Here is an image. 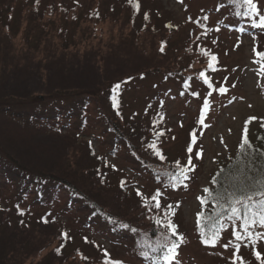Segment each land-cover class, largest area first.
Instances as JSON below:
<instances>
[{"label":"trees","instance_id":"obj_1","mask_svg":"<svg viewBox=\"0 0 264 264\" xmlns=\"http://www.w3.org/2000/svg\"><path fill=\"white\" fill-rule=\"evenodd\" d=\"M9 1L18 2L19 8L7 6V0L0 4V264H166L167 246L178 242L173 264L186 245V232L175 217L176 194L193 176L189 171L188 179L173 188L168 174L177 172V161L185 165L189 157L167 156L174 133L158 95L148 98L141 115L128 113L126 97L141 88L147 76L161 72L166 83L174 79L183 88L174 99L186 96L193 78L210 89L200 73L213 71H196L195 65L209 64L214 55L217 69L219 54L204 50L207 44L199 36L189 40L180 55H163L170 61L166 70L154 66L111 78L105 75L111 66L104 57L81 55L69 30L82 22H99V10L81 18L72 8L57 7L55 0ZM126 2L121 8L129 13L130 32L139 39L150 29V17L142 12V4L137 9L133 0ZM224 2L235 15L245 11ZM254 3L262 15L260 4ZM236 17L241 29L259 30L249 18ZM117 84L120 88L114 92ZM258 125L247 135L251 148L242 153L239 146L215 172L209 189L227 197L264 177V118ZM118 161L128 168H120ZM157 192L159 209L151 199ZM168 205L174 214L167 220L176 226L177 236L155 223L165 220ZM204 207L207 219L197 223L200 240L202 230L210 235L223 225L221 238L238 228L239 222L229 220L212 202ZM96 240L129 246L131 259L122 262ZM92 248L96 252L90 253Z\"/></svg>","mask_w":264,"mask_h":264},{"label":"rangeland","instance_id":"obj_2","mask_svg":"<svg viewBox=\"0 0 264 264\" xmlns=\"http://www.w3.org/2000/svg\"><path fill=\"white\" fill-rule=\"evenodd\" d=\"M2 1L5 0H0V4ZM7 1V6L19 8L18 2ZM126 1L55 0L57 7L72 8L81 18L87 12L92 17L94 11L99 10L102 16L99 22L94 20L95 24L89 18L91 21L69 30L76 38L81 55L104 57L106 65L111 66L105 75L115 78L121 71L132 74L154 66L166 70L170 61L163 55H180L186 43L199 36L207 44L203 49L215 50L221 60L215 71L207 73L214 91L201 85V79L193 78L186 96L174 99L173 94L179 96L178 91L182 92L183 88L174 79L166 83L165 73L161 72L154 77L147 76L139 84L141 88L134 89L126 97L128 113L141 115L148 98L158 95V100L165 103L166 117L174 133V140L167 145V156L171 160L192 156L193 178L189 186L177 192L175 200V217L186 232V245L173 264H233L237 243L241 245L238 255L245 264H260L254 252L259 251L264 256V241L255 246L247 240L238 242L233 232L227 230L215 247L206 246L197 233V223L198 214L205 210L198 197L205 195L203 190L211 185L215 172L236 153L244 129L247 128V135L253 134L264 118V71L259 63L253 62L257 59L253 50L264 51V29L242 30L236 15L223 0H133L136 5L142 4V12L147 11L150 17V29L136 39L130 32L129 13L121 8ZM255 1L264 15V0ZM203 23L204 27L201 26ZM52 41L54 44L55 40ZM195 69H208V64L195 65ZM221 88L225 90L223 94L219 91ZM205 102L209 106L207 109ZM203 110L206 111L204 115ZM193 134L196 144L193 153L189 154L187 148L192 144ZM200 150L202 155L197 158L196 153ZM118 164L120 168H128L123 161ZM252 231L264 232V228ZM97 242L106 244L107 251L124 263L132 257L129 246L115 247L101 240ZM92 249L90 253L96 252ZM236 264H241L240 260Z\"/></svg>","mask_w":264,"mask_h":264},{"label":"snow or ice","instance_id":"obj_3","mask_svg":"<svg viewBox=\"0 0 264 264\" xmlns=\"http://www.w3.org/2000/svg\"><path fill=\"white\" fill-rule=\"evenodd\" d=\"M131 3L132 0H129ZM230 4L235 5L237 8H245V11L243 13L237 12L236 15H243L246 18H249L251 20V26L253 28H260L264 29V15H260L257 11L256 4L254 3V0H229ZM136 8H139V5H136ZM256 16H259V19H255ZM145 19H147V15H145ZM206 19V18H205ZM243 30V29H242ZM257 59L254 60V63H259L261 65V70L264 71V51H258L256 49L253 50ZM204 55H210L207 52L203 53ZM216 57L214 55L210 56L208 68L212 71H215L213 62L216 61ZM200 77L204 79V83L208 84V86L211 88V82L210 78L206 76L204 72L200 73ZM120 88V85L117 84L114 87V92L117 91ZM221 94L224 93V89H219ZM117 104L114 101V107H116ZM204 107L207 109L209 106L207 102H205ZM255 119V118H251ZM251 119L249 122H251ZM203 123V121H201ZM244 137L242 139V143L240 145V150L242 153L246 151L247 148H251V143L247 138V128L244 129ZM196 144V135L193 134L192 138V144H190L187 148V151L189 154L193 153V145ZM150 147H154V145H150ZM157 156H160V158L163 160L164 157L160 154V152H156ZM202 155V150L198 151L196 153L197 158H200ZM194 166L192 165V156L189 155L188 161L185 165H180V162L177 161V172L176 173H169V178L173 181L172 187L176 188L178 187L183 180H187L188 176L187 173L191 170H193ZM223 172V170H221ZM251 179V178H250ZM218 181L216 179L213 180V184H216ZM123 186V183H122ZM186 187V185H185ZM205 196L198 197L200 200V203L202 206L207 205L209 202H212L213 206H218L223 212L228 213V219L234 220L239 222L238 228H234L232 235L234 236L235 240L238 242H243L245 240L249 241L253 246L257 244L260 241H264V232H258L254 233L252 229L259 227L264 228V177H261L260 179H254L253 183L250 187H240L236 191L230 192L227 197H225L222 193L214 192L212 189L205 188L204 190ZM137 195H142V193L137 191ZM160 192L155 193L151 199L155 201L154 207L159 209L160 208V201L159 196ZM226 199V204L221 203L222 200ZM148 205H146L147 207ZM173 206L168 205L167 210L165 212V220L156 219L155 223L157 226L164 227L168 230V232L172 236H177L176 233V226L171 223L170 220H167L168 215L174 214L172 210ZM23 214V213H21ZM217 217L220 216V213L216 214ZM207 219V217H203V213L198 214V225L201 223V219ZM47 222V221H45ZM223 228V225H220L218 228L213 230L211 234H207L203 230L201 231V242L205 244L206 246H212L215 247L216 243L220 239V232ZM67 238V234H63ZM165 240L168 239V236L164 237ZM179 240H182V237L178 238ZM231 243V241L229 242ZM179 246L178 242H172L170 245L167 246L165 254L163 259L166 261V264H171V262L174 260V257L176 255V248ZM240 243H237L235 247V251L233 253V264H236L237 260H240L241 264H245L243 261V258L238 255L239 249H240ZM225 248L228 247V245L224 246ZM59 251V250H58ZM255 258L257 261L260 262V264H264V256H262L261 252L255 251L254 252ZM105 256H107V253H105ZM145 256H147V253H145ZM113 264H120L119 261L113 262Z\"/></svg>","mask_w":264,"mask_h":264}]
</instances>
